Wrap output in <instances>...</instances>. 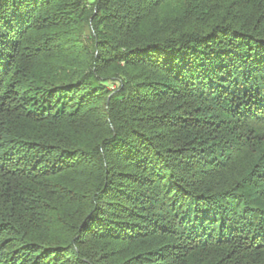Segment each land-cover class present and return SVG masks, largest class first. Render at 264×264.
I'll return each mask as SVG.
<instances>
[{
	"label": "trees",
	"instance_id": "1",
	"mask_svg": "<svg viewBox=\"0 0 264 264\" xmlns=\"http://www.w3.org/2000/svg\"><path fill=\"white\" fill-rule=\"evenodd\" d=\"M0 264H264V0H0Z\"/></svg>",
	"mask_w": 264,
	"mask_h": 264
}]
</instances>
